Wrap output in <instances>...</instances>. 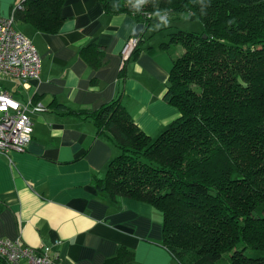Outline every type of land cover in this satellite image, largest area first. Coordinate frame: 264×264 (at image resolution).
<instances>
[{
  "label": "trees",
  "instance_id": "obj_1",
  "mask_svg": "<svg viewBox=\"0 0 264 264\" xmlns=\"http://www.w3.org/2000/svg\"><path fill=\"white\" fill-rule=\"evenodd\" d=\"M21 1L18 19L60 29L65 0ZM100 1L107 13L143 23L142 39L163 28L156 11L199 19L204 29L161 43L182 52L164 94L179 116L157 137L120 99L91 114L120 149L95 187L159 210L164 246L179 264H264V0H148L139 11L131 0Z\"/></svg>",
  "mask_w": 264,
  "mask_h": 264
},
{
  "label": "crops",
  "instance_id": "obj_2",
  "mask_svg": "<svg viewBox=\"0 0 264 264\" xmlns=\"http://www.w3.org/2000/svg\"><path fill=\"white\" fill-rule=\"evenodd\" d=\"M20 1L0 0V15ZM61 14L57 32L16 20L42 58L40 78L17 85L19 101L42 108L30 112L28 148L0 153V239L48 246L61 264H179L164 246L159 210L95 187L93 178L106 174L120 149L91 114L120 99L140 129L157 137L179 116L164 94L181 48L175 55L161 48L167 36L147 37L149 29L138 54L124 61L134 15L107 13L100 0H65ZM0 264L11 263L0 257Z\"/></svg>",
  "mask_w": 264,
  "mask_h": 264
},
{
  "label": "built area",
  "instance_id": "obj_3",
  "mask_svg": "<svg viewBox=\"0 0 264 264\" xmlns=\"http://www.w3.org/2000/svg\"><path fill=\"white\" fill-rule=\"evenodd\" d=\"M23 7L20 1L8 16L0 15V153L5 155L28 148L34 132L30 112L42 108L33 100L19 101L8 88L1 87L4 79L27 85L31 79L40 78L42 58L33 40L16 27V12ZM144 30L145 25L137 22L122 51L124 61L140 44ZM50 249L48 246L32 248L20 239H0V257L11 264H61Z\"/></svg>",
  "mask_w": 264,
  "mask_h": 264
},
{
  "label": "rangeland",
  "instance_id": "obj_4",
  "mask_svg": "<svg viewBox=\"0 0 264 264\" xmlns=\"http://www.w3.org/2000/svg\"><path fill=\"white\" fill-rule=\"evenodd\" d=\"M168 20H169V23L166 26L163 25V28L161 30L152 28L146 36L150 37L153 35L154 36L166 35L167 36L166 39H168L169 38L168 36L170 33L178 31V30L200 33L204 29V25L199 19L193 20V19L188 18L185 15H179V16L174 15L170 17ZM1 83H2L1 87L8 88L13 94H15L16 99L18 100L24 99V95L23 94L22 96L20 95L21 94L20 85L17 87V85L19 84L18 80L4 79V81H2ZM17 90H20V92H17Z\"/></svg>",
  "mask_w": 264,
  "mask_h": 264
},
{
  "label": "clouds",
  "instance_id": "obj_5",
  "mask_svg": "<svg viewBox=\"0 0 264 264\" xmlns=\"http://www.w3.org/2000/svg\"><path fill=\"white\" fill-rule=\"evenodd\" d=\"M132 6L139 11L140 7L143 6L148 2V0H131ZM154 16L157 18V20L160 22V25H167L169 23V20L166 15L162 14L160 11H156L154 13Z\"/></svg>",
  "mask_w": 264,
  "mask_h": 264
}]
</instances>
